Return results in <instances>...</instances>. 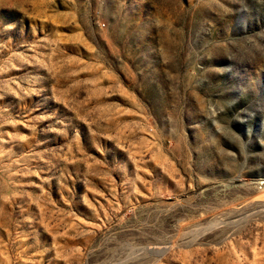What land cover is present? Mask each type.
<instances>
[{"label":"rangeland","instance_id":"374dc122","mask_svg":"<svg viewBox=\"0 0 264 264\" xmlns=\"http://www.w3.org/2000/svg\"><path fill=\"white\" fill-rule=\"evenodd\" d=\"M0 264H264V0H0Z\"/></svg>","mask_w":264,"mask_h":264}]
</instances>
